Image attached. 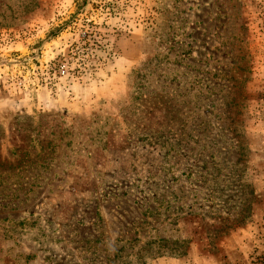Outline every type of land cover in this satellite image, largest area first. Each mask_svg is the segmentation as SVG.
Returning <instances> with one entry per match:
<instances>
[{"label": "rangeland", "instance_id": "374dc122", "mask_svg": "<svg viewBox=\"0 0 264 264\" xmlns=\"http://www.w3.org/2000/svg\"><path fill=\"white\" fill-rule=\"evenodd\" d=\"M75 11L0 0V264H264V0Z\"/></svg>", "mask_w": 264, "mask_h": 264}, {"label": "trees", "instance_id": "16d2710c", "mask_svg": "<svg viewBox=\"0 0 264 264\" xmlns=\"http://www.w3.org/2000/svg\"><path fill=\"white\" fill-rule=\"evenodd\" d=\"M90 1L91 0H75V4H76L75 13L73 15H71L70 19L64 24L63 27L55 29V31L52 32L51 35H55L56 36L63 29L67 28L68 26H72L76 22H78L80 20L81 15L85 13V7H86L87 4H89ZM88 33L85 36L86 39H87V37H89Z\"/></svg>", "mask_w": 264, "mask_h": 264}]
</instances>
